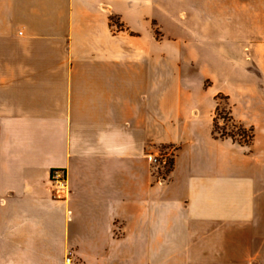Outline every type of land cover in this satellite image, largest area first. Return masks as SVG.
<instances>
[{"label":"crops","instance_id":"crops-1","mask_svg":"<svg viewBox=\"0 0 264 264\" xmlns=\"http://www.w3.org/2000/svg\"><path fill=\"white\" fill-rule=\"evenodd\" d=\"M2 42L0 264H264V0H0Z\"/></svg>","mask_w":264,"mask_h":264},{"label":"rangeland","instance_id":"rangeland-1","mask_svg":"<svg viewBox=\"0 0 264 264\" xmlns=\"http://www.w3.org/2000/svg\"><path fill=\"white\" fill-rule=\"evenodd\" d=\"M114 24L117 28H122V29H127L125 27V23H122L120 19L115 18ZM153 31L156 36L157 41L160 40L159 38V28L157 26H153ZM163 40V39H162ZM17 43L15 42H2L0 43V46L8 45V46H14ZM202 55V54H200ZM206 55V54H204ZM206 56H199L201 61L199 62V65H196L195 67V62H193V65L189 64L188 65V70H187V75H198L199 79H208L205 77H208L210 75L208 70L202 67L204 65L203 59ZM195 63V64H194ZM203 68V70H202ZM199 69V70H198ZM210 85V84H209ZM217 97V108L215 110V128L214 132L217 136L224 137L226 139H229L231 142L235 144H242V145H247V147L250 146V142L253 137V133L251 131V128L245 127L243 124L238 122L237 120L234 119L233 114H232V109L231 106L229 105V102L227 100V97L223 94H219L216 96ZM170 152V151H169ZM167 162L164 165V170L168 171L171 166H172V159L169 155V157H166Z\"/></svg>","mask_w":264,"mask_h":264},{"label":"built area","instance_id":"built-area-1","mask_svg":"<svg viewBox=\"0 0 264 264\" xmlns=\"http://www.w3.org/2000/svg\"><path fill=\"white\" fill-rule=\"evenodd\" d=\"M152 162H159V157L155 154L148 156ZM52 182L57 189H68V178L67 173L63 168H55L52 173ZM65 264H77L75 261V252L73 249H68L65 256Z\"/></svg>","mask_w":264,"mask_h":264},{"label":"clouds","instance_id":"clouds-1","mask_svg":"<svg viewBox=\"0 0 264 264\" xmlns=\"http://www.w3.org/2000/svg\"><path fill=\"white\" fill-rule=\"evenodd\" d=\"M81 138L80 137H77V141L79 142ZM102 139V138H101ZM110 153H111V149L108 150ZM97 152V149L95 147V145H90L87 147V149L85 150L84 152V155L85 156H90V155H93Z\"/></svg>","mask_w":264,"mask_h":264},{"label":"trees","instance_id":"trees-1","mask_svg":"<svg viewBox=\"0 0 264 264\" xmlns=\"http://www.w3.org/2000/svg\"><path fill=\"white\" fill-rule=\"evenodd\" d=\"M165 154H166V157H169V155H168V154H169V150H167ZM158 157H159V160H161V159H166V158L164 157V153H163L162 155H159ZM171 159H172V158H171ZM166 161H167V159H166Z\"/></svg>","mask_w":264,"mask_h":264}]
</instances>
